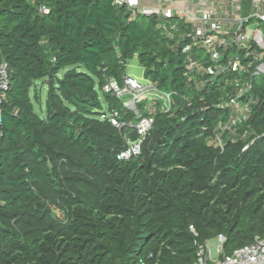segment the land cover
<instances>
[{"label": "trees", "instance_id": "trees-1", "mask_svg": "<svg viewBox=\"0 0 264 264\" xmlns=\"http://www.w3.org/2000/svg\"><path fill=\"white\" fill-rule=\"evenodd\" d=\"M162 24L114 0H0L9 71L0 89V264H193L197 244L220 235L226 255L264 239V78L239 99L248 113L221 107L236 87H188L187 42ZM134 57L173 100L141 154L122 161L131 129L102 117H136L104 87L122 86ZM40 81L44 118L32 95Z\"/></svg>", "mask_w": 264, "mask_h": 264}, {"label": "built area", "instance_id": "built-area-1", "mask_svg": "<svg viewBox=\"0 0 264 264\" xmlns=\"http://www.w3.org/2000/svg\"><path fill=\"white\" fill-rule=\"evenodd\" d=\"M114 4L126 7L134 19L158 16L163 20L161 28L164 32L171 38L178 36L186 40L188 87L194 85L202 89L212 82L234 85L236 96L221 107L232 108L241 114L249 112V105L243 106L239 99L249 96L253 84L264 78V0H114ZM42 12L48 13L46 9ZM181 25L186 30H182ZM8 84V66L0 54V89L8 90ZM104 91L121 100L124 110L136 117L135 123L130 124L122 120L117 110L102 117L108 118L120 130L126 126L131 129L125 135L128 148L118 160L139 156L142 143L152 132L155 116L161 112H155L154 106L151 111L147 107L140 111L138 104L149 93L158 94L167 103L163 112H169L173 94L160 92L152 83L143 86L127 75H124L122 86L111 79ZM131 132L137 134L136 140H131ZM191 230L197 236L195 230ZM216 241V254L209 241L197 244V260L193 264H264V239L256 237L252 244L231 255L224 251V236H218Z\"/></svg>", "mask_w": 264, "mask_h": 264}, {"label": "rangeland", "instance_id": "rangeland-1", "mask_svg": "<svg viewBox=\"0 0 264 264\" xmlns=\"http://www.w3.org/2000/svg\"><path fill=\"white\" fill-rule=\"evenodd\" d=\"M145 72V68L140 64L137 57H134L131 61H129L125 67V73L127 76L147 87L151 85V81L146 78ZM62 76L63 73H61L60 77ZM47 89L46 81H40L36 83L32 92V95L36 96L35 100H33L35 112L43 118L46 116ZM125 99H127V97H125ZM101 101L104 110H106V103L102 94ZM166 104V101L162 100L158 94L149 93L146 95V99H143L137 107L140 111L145 107L149 108L151 111L154 106L155 112H163V110L166 111L167 109ZM163 106L165 107L163 108ZM211 246L213 247V253L216 254L214 249L215 242H212Z\"/></svg>", "mask_w": 264, "mask_h": 264}]
</instances>
